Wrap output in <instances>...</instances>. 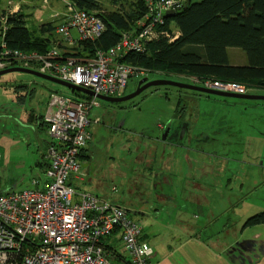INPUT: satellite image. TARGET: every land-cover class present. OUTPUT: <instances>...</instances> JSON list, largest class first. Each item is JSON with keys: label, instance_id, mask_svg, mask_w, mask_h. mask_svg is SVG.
<instances>
[{"label": "built area", "instance_id": "1", "mask_svg": "<svg viewBox=\"0 0 264 264\" xmlns=\"http://www.w3.org/2000/svg\"><path fill=\"white\" fill-rule=\"evenodd\" d=\"M53 1L42 0L43 6L49 7ZM60 1L66 11L56 28L61 42L78 47L81 43L95 44L104 35L106 26L98 13L78 9L71 0ZM145 1L150 11L138 21V32L126 33L115 46L85 58L66 56L63 43L53 42L45 54L14 49L6 40L5 27L0 32V71L31 69L96 95L123 97L131 78L146 76L144 70L124 60L132 54H146L148 43L160 36L169 37L156 29L165 24L166 12H177L184 6L182 0ZM15 13V9L10 10V14ZM73 31L79 36L76 41ZM190 78L193 85L210 90L249 93L246 85L237 82ZM98 105L96 97L74 101L52 95L44 115L53 140L47 182L35 180L31 189L0 195V264H111L102 240L117 230L122 233L130 264H151L154 251L143 239L141 223L113 202L76 192L69 185L71 176L79 181L84 178L80 157L92 139L90 113Z\"/></svg>", "mask_w": 264, "mask_h": 264}, {"label": "rangeland", "instance_id": "2", "mask_svg": "<svg viewBox=\"0 0 264 264\" xmlns=\"http://www.w3.org/2000/svg\"><path fill=\"white\" fill-rule=\"evenodd\" d=\"M98 2L103 8L102 12L117 9L114 6V0H98ZM35 5V8L32 9V19L48 17L51 14V18L54 17L50 20H56L55 24L63 21L66 11L58 13L54 7H51L53 9L51 11L47 10L40 0ZM15 8L14 5L11 10ZM44 21L46 22L47 19ZM171 34L175 37L180 36L178 31ZM51 37L54 38L55 34H52ZM77 48L79 46L70 49V55L66 54V56L76 57L74 54H76ZM229 56L230 62L233 64L245 66L248 63V58L240 49H230ZM139 68L145 71L146 76L131 78L126 94L135 92L139 82L144 78L151 81L169 79L192 84L191 78L184 73L173 74L158 69L141 66ZM21 82L26 83L30 88L29 97L22 106L14 100L15 97L11 93L12 87ZM242 84L246 85L249 90L254 88L251 94L264 96V86ZM171 92L181 93L182 97L190 98L189 105L186 101L182 103V109L186 107V110L179 108L178 111L182 113V111L187 112L192 109L196 118L195 122L199 112L202 117L211 116L208 121L216 125L222 121L221 116L234 120V126L230 132L222 135V141L226 145V150L222 153L231 154L233 157L237 155L243 163L239 167L230 165L224 174L230 176L231 170H235L238 180L242 181L244 191L241 195L239 184H236L230 191L223 189L225 186H222V191L220 190L221 194L224 193L227 198L231 199L233 205L238 204V209H234V213L230 218L228 217L229 219L226 216L225 221L224 218L217 220L216 225L212 228L213 233L225 238L226 234L234 229L236 217L250 212L253 213L252 215L264 212V183L256 188V183L264 182V101H245L214 96H210L214 100L198 99L190 91L167 87L151 88L126 103L110 104L98 99L100 106L94 107L90 113V120L93 122L92 130L90 128L93 140L88 144L90 146L87 150L90 159L81 162L83 173L87 172L84 178L86 181H78L82 187L79 189L104 198L113 194L112 190L115 187L118 191L114 195L123 196L125 192L129 193L135 180H142L140 173L145 166L142 165L143 161H137L138 149L135 139L144 132V128L156 131L158 129L156 123L166 125L171 121L172 115L177 111V103L173 102L176 100L175 93ZM53 94H60L74 101L85 97L84 94L64 86L23 73L0 77V155L2 157V161H0V193H16L31 189L34 187V179L45 178L43 169L39 168L37 164H44V146L52 138L46 128L44 131H38L34 126L29 125L25 114L22 113L19 116V111L23 110L20 109L21 107H24V110L44 113ZM202 112L207 114L204 115ZM99 117L101 123L95 125L94 121ZM206 126L210 127L211 125ZM256 128L260 129L261 133H258ZM207 135L209 142L213 143L214 130L213 133L208 131ZM152 136L158 135L154 133ZM217 140L218 144L221 140L219 138ZM254 188L257 190L253 191ZM216 204L220 210L223 208L213 197L212 205ZM257 210L258 212L255 213Z\"/></svg>", "mask_w": 264, "mask_h": 264}, {"label": "crops", "instance_id": "3", "mask_svg": "<svg viewBox=\"0 0 264 264\" xmlns=\"http://www.w3.org/2000/svg\"><path fill=\"white\" fill-rule=\"evenodd\" d=\"M7 1L0 0V22L3 12L8 11L10 13L15 5L16 13L24 12L29 16L28 25L31 29L38 30L37 34L45 39L51 37L50 34H45L41 30L44 25L56 21L50 20L52 19L51 14H49L50 18L48 16L32 19V9L35 8V4L39 0H9L8 4ZM40 2L43 5L42 0ZM51 7H54L58 13L65 11L64 4L60 0H54L46 8L51 11L53 10ZM3 9L6 10L3 11ZM44 19L47 21L45 22ZM54 25L57 28L60 22L54 23ZM56 30L55 37L53 39L51 37V46L53 42L61 43V45L63 43ZM72 35L75 41L79 39L76 31H73ZM74 48L65 43L61 47L62 51H67L64 52L67 55H70L69 50ZM231 64L234 66L241 65ZM253 89L252 87L249 93ZM29 90L28 85L21 82L12 87L11 93L15 97L14 100L22 106L29 97ZM193 94L198 99L214 100L209 95L195 92ZM174 97L176 100L173 102L177 103V110L179 108L186 110V107L182 109L183 102H179L180 97H182L181 93L174 95ZM183 99L187 105L190 104V98L183 97ZM48 106L49 104L46 110ZM99 106L100 104L96 107ZM20 109L23 110L19 111V116L24 113L29 125L34 126L38 131H44L45 128L48 131V126L43 120L46 110L44 113H38L35 110H24V107ZM182 112L186 113L185 122L188 126H186L185 132H180L182 137L179 141H176L178 133L177 136L173 137V133L168 129L178 127V123L172 125L171 121L166 125L156 123L158 128L156 131L144 128V132L135 139L138 149L137 161H143L142 165L145 168L140 173L142 180H135L128 194L125 192L123 196L114 195L118 191L117 188L115 190V187L112 190L113 194L104 198H100L85 189V191L82 189L80 191L79 188L82 187H80L79 182L86 181L84 179L86 171L83 173L84 178L81 181L77 180L75 176H71L69 185L76 192L87 193L101 200L113 202L115 205L124 208L131 219L141 223L144 228L143 239L154 251L151 264H264V225L245 227L246 221L256 214L252 215L253 213L250 212L236 217L234 229L226 234L225 238H221L212 230L217 220L224 218L225 221L226 216L229 219L234 213V209H238V204L233 205L231 199L227 198L224 193L221 194L220 190L230 191L234 189L236 184H239L241 195L244 191L242 181L238 180L235 170H231L230 176L224 174L230 165L239 167L243 163L237 155L233 157L231 154L222 153L226 150L222 135L230 132L234 126V120L221 116L222 121L216 125L208 121L211 116L202 117L199 112L195 122L196 118L192 109ZM202 113L207 114L206 112ZM94 123L99 125L101 118H97ZM92 125L93 122L91 121L89 131ZM256 129L258 133H261L260 129ZM213 130L222 132L218 137L222 142L220 141L218 144L209 142L207 132L213 133ZM154 133L158 136H152ZM201 134L204 138H208V141L199 144L192 141V138L195 139L197 135L200 136ZM52 144V139L45 143L44 164H37L39 168L43 169L44 174L48 168V151ZM89 146L87 145L83 150L82 157H80L81 162L90 159L87 153ZM0 158H2L1 155ZM0 161L2 160L0 159ZM35 180L42 181L44 184L47 182L46 177H39ZM233 182L237 183L234 184ZM263 183H256V188ZM222 186L225 187L222 189ZM256 188L253 191L257 190ZM9 193L13 192H3L0 195ZM213 197L219 206L223 207L221 210L217 204L212 205ZM102 243L111 264H130V255L124 247L120 230L104 238Z\"/></svg>", "mask_w": 264, "mask_h": 264}, {"label": "trees", "instance_id": "4", "mask_svg": "<svg viewBox=\"0 0 264 264\" xmlns=\"http://www.w3.org/2000/svg\"><path fill=\"white\" fill-rule=\"evenodd\" d=\"M71 1L78 9L98 13L106 26L104 35L95 44H79L74 56L82 58L110 49L126 33L138 32V21L150 11L145 0H114L117 9L107 12H102L98 0ZM182 1L184 6L177 16L165 18V24L156 29L158 34L167 33L169 37L160 36L148 43V53L132 54L124 62L199 79L264 86V0ZM3 13L0 31L7 28L6 40L12 48L39 54L49 51L51 37L45 39L37 34L38 30L31 29L27 14ZM41 30L51 36L56 26L46 24ZM175 31L180 33L177 38L171 34ZM230 49L242 50L248 63L232 65ZM260 225H264V212L245 223V227Z\"/></svg>", "mask_w": 264, "mask_h": 264}, {"label": "water", "instance_id": "5", "mask_svg": "<svg viewBox=\"0 0 264 264\" xmlns=\"http://www.w3.org/2000/svg\"><path fill=\"white\" fill-rule=\"evenodd\" d=\"M177 14L178 13H176L174 11H168L164 14V16L167 18H174L177 16ZM13 73H23V74L31 75V76L37 77L39 79H42L44 81H48V82L55 83V84L60 85V86H64L68 89H71V90L78 92V93H82L86 96L96 97L97 99H99L103 102L110 103V104H120V103L129 102V101L139 97L140 95H142L147 90L154 88V87H171V88L173 87V88H177L179 90H186V91H190L192 93L195 92V93L205 94V95H209V96H217V97H223V98H234V99H239V100L264 101V96H259V95H238V94H232V93H223V92L210 90V89L199 87V86L192 85V84L182 83L179 81H172L169 79L149 81L148 78H144L139 82L138 89L135 92L128 94L126 96H123V97L114 98V97H106V96L96 95L95 93H93L89 90H86V89H83L81 87H77L75 85H72L70 83L61 81L55 77L45 75V74L39 73L37 71L31 70V69L21 68V67H13V68H9V69L0 71V77H3V76L8 75V74H13Z\"/></svg>", "mask_w": 264, "mask_h": 264}, {"label": "flooded vegetation", "instance_id": "6", "mask_svg": "<svg viewBox=\"0 0 264 264\" xmlns=\"http://www.w3.org/2000/svg\"><path fill=\"white\" fill-rule=\"evenodd\" d=\"M149 81H151V80H149ZM188 84V83H187ZM193 85V84H192ZM167 88H171V87H167ZM173 88V87H172ZM138 89V88H137ZM174 89H177V88H174ZM177 90H179V89H177ZM171 93H175L174 95H177L176 93L177 92H171ZM130 94V93H129ZM126 95H128V94H125L124 96H126ZM245 95H253V94H251V93H248V94H245ZM181 99H180V101L179 102H183V101H185V99H183V97H180ZM234 99V98H233ZM245 101H253V100H245ZM191 115V113L189 114V116ZM188 116V117H189ZM187 117H186V113H180L178 110L176 111V113H174V115L172 116V118H171V124L173 125V124H177L178 123V127H174L173 129H171V128H168V129H170L169 131H171L172 133H173V137L174 136H177V133H178V136L176 137V141H179L180 139H181V134H180V132H185V130H186V126H188V124L185 122V119H186ZM173 121V122H172ZM221 135V133L220 132H218V131H214V141H213V143H217V139H218V137ZM218 136V137H217ZM217 140V141H216ZM220 140V139H219ZM192 141H194L196 144H199V143H203V142H205V141H208V138H204L203 137V135L201 134L200 136H196L195 137V139H193L192 138Z\"/></svg>", "mask_w": 264, "mask_h": 264}]
</instances>
